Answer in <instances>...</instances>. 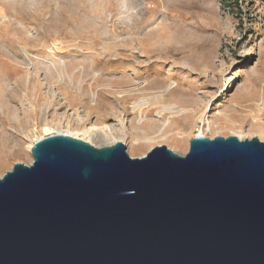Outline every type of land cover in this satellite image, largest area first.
Instances as JSON below:
<instances>
[{
	"label": "rangeland",
	"instance_id": "374dc122",
	"mask_svg": "<svg viewBox=\"0 0 264 264\" xmlns=\"http://www.w3.org/2000/svg\"><path fill=\"white\" fill-rule=\"evenodd\" d=\"M173 106L191 116L156 117ZM43 128L95 147L109 129L130 158L184 156L200 133L264 142V0H0V177L32 162Z\"/></svg>",
	"mask_w": 264,
	"mask_h": 264
},
{
	"label": "water",
	"instance_id": "95a60500",
	"mask_svg": "<svg viewBox=\"0 0 264 264\" xmlns=\"http://www.w3.org/2000/svg\"><path fill=\"white\" fill-rule=\"evenodd\" d=\"M0 177V264H264V142L130 158L51 135Z\"/></svg>",
	"mask_w": 264,
	"mask_h": 264
},
{
	"label": "bare ground",
	"instance_id": "6f19581e",
	"mask_svg": "<svg viewBox=\"0 0 264 264\" xmlns=\"http://www.w3.org/2000/svg\"><path fill=\"white\" fill-rule=\"evenodd\" d=\"M145 105H147V104H145ZM145 105L142 103V101L141 102L139 101V102L133 104V107H132L133 109L132 110L133 111L136 110L139 113H142L143 107ZM175 110L176 109L174 108V106L173 107H168V108H163V109L159 110L160 112H157L156 117L160 118L163 115V113H168V114L176 113L178 115L180 114V116L181 115L191 116V115H189V111L190 110H185V109H182V108L180 110H178V111H175ZM168 121L164 122L161 126L157 125L156 123L147 125L145 130L149 132V135L147 134L145 137H139V136L136 137L137 135L136 136L132 135L133 136L132 137V141H133L134 149L136 151L139 150L142 147V145H144V143H155L158 140H160V141L165 140L163 134L166 131V129L168 128V126H169L168 125ZM42 132L44 134H48V135L49 134H52V135H56V134L67 135V136H70L71 138L81 140V141H83V142L95 147V145L93 144V138L96 137L97 134L93 133V132H91L89 130H82V132L71 133V132H62V131L51 132L50 128H43ZM181 133L182 132H180V131L176 132L177 137H181ZM99 134L101 135V137L103 139H105L104 144L101 145V146H110V145L114 144V139L112 138V136H111L112 134L110 133L109 129H102L101 132H99ZM122 134H124V133L121 132V135ZM196 137H203V135L200 133ZM237 138L239 140H241V136L240 135H237ZM28 148L29 149L31 148V143L28 146Z\"/></svg>",
	"mask_w": 264,
	"mask_h": 264
}]
</instances>
